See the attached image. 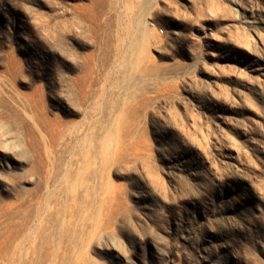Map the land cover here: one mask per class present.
Returning a JSON list of instances; mask_svg holds the SVG:
<instances>
[{"label": "rangeland", "instance_id": "obj_1", "mask_svg": "<svg viewBox=\"0 0 264 264\" xmlns=\"http://www.w3.org/2000/svg\"><path fill=\"white\" fill-rule=\"evenodd\" d=\"M0 264H264V0H0Z\"/></svg>", "mask_w": 264, "mask_h": 264}, {"label": "bare ground", "instance_id": "obj_2", "mask_svg": "<svg viewBox=\"0 0 264 264\" xmlns=\"http://www.w3.org/2000/svg\"><path fill=\"white\" fill-rule=\"evenodd\" d=\"M141 20H142V17H139L137 22L141 23L142 22Z\"/></svg>", "mask_w": 264, "mask_h": 264}, {"label": "built area", "instance_id": "obj_3", "mask_svg": "<svg viewBox=\"0 0 264 264\" xmlns=\"http://www.w3.org/2000/svg\"><path fill=\"white\" fill-rule=\"evenodd\" d=\"M154 26V24H152Z\"/></svg>", "mask_w": 264, "mask_h": 264}]
</instances>
